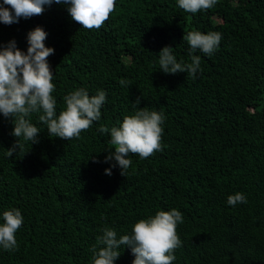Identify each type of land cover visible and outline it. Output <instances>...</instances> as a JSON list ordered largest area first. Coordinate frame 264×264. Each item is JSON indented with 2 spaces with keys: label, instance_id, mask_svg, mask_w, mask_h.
<instances>
[{
  "label": "trees",
  "instance_id": "obj_1",
  "mask_svg": "<svg viewBox=\"0 0 264 264\" xmlns=\"http://www.w3.org/2000/svg\"><path fill=\"white\" fill-rule=\"evenodd\" d=\"M68 7L53 3L42 15L0 23V44L14 40L25 53L30 31L47 33L57 115L72 91L107 93L100 120L79 139L49 137L32 114L39 142L20 138L23 151L11 158L5 151L16 143L14 125L0 114V224L4 211L23 216L18 250L0 248V264H92L100 229L119 238L172 209L183 216L173 264H264V0H218L196 14L177 0H116L98 30L81 28ZM189 31L222 39L211 56L193 53L201 58L194 78L163 73L158 54L166 46L177 62H191L183 41ZM137 98L139 109L164 114L162 151L147 159L130 154L124 177L105 162L114 150L110 133L97 129L134 115ZM237 192L247 203L229 206ZM134 258L122 247L114 264Z\"/></svg>",
  "mask_w": 264,
  "mask_h": 264
},
{
  "label": "clouds",
  "instance_id": "obj_2",
  "mask_svg": "<svg viewBox=\"0 0 264 264\" xmlns=\"http://www.w3.org/2000/svg\"><path fill=\"white\" fill-rule=\"evenodd\" d=\"M218 0H177V5L186 13L196 14L207 11L217 4ZM68 5L67 11L72 20L85 30L100 29L115 10L116 0H2L0 3V23L11 25L20 19H30L43 14L44 6ZM47 33L40 27L27 34V52L18 49L16 42L0 44V114L11 118L14 125L12 136L16 143L5 154L11 158L14 153L23 151L24 145L19 142L38 143L40 129L30 122L32 114L39 113V121L46 125L49 137L62 140L79 139L82 131L88 130L93 122L101 118V108L106 102L107 93L99 90L89 96L84 89H77L64 96L65 109L57 115L56 100L52 93L53 72L48 57L54 49L45 46ZM222 35L219 32L200 31L184 32L183 41L189 46L191 62H177L172 47H164L158 54L161 71L175 75L186 73L195 77L200 70L201 58L193 53L200 51L211 56L218 48ZM121 80V86L126 85ZM140 98L133 104L137 108L134 115L125 116L119 126L111 129L100 125L101 134L110 133V144L114 150L108 151L105 162L114 161L113 167H119L125 177L132 161L130 154L147 159L156 151H162L161 139L164 114L160 111L139 109ZM18 154V153H17ZM95 162V161H94ZM111 175V170H105ZM247 203L243 193L237 192L227 198V204L235 207ZM3 223L0 224V248L12 252L18 250L15 234L23 225V216L18 209L3 212ZM183 223L182 213L176 209L158 211L154 216L142 219L132 227L131 234L117 238V232L110 227L100 229L101 235L90 248L92 264H114L120 257L122 247L131 250L135 257L132 264H173L174 252L182 246L177 235L178 224Z\"/></svg>",
  "mask_w": 264,
  "mask_h": 264
},
{
  "label": "bare ground",
  "instance_id": "obj_3",
  "mask_svg": "<svg viewBox=\"0 0 264 264\" xmlns=\"http://www.w3.org/2000/svg\"><path fill=\"white\" fill-rule=\"evenodd\" d=\"M177 258V257H176Z\"/></svg>",
  "mask_w": 264,
  "mask_h": 264
}]
</instances>
